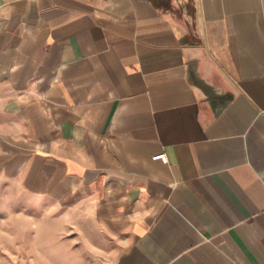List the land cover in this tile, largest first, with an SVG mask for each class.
I'll list each match as a JSON object with an SVG mask.
<instances>
[{"label":"crops","instance_id":"obj_1","mask_svg":"<svg viewBox=\"0 0 264 264\" xmlns=\"http://www.w3.org/2000/svg\"><path fill=\"white\" fill-rule=\"evenodd\" d=\"M0 174L112 264H264V0H0Z\"/></svg>","mask_w":264,"mask_h":264},{"label":"rangeland","instance_id":"obj_2","mask_svg":"<svg viewBox=\"0 0 264 264\" xmlns=\"http://www.w3.org/2000/svg\"><path fill=\"white\" fill-rule=\"evenodd\" d=\"M90 212L30 196L0 174V264H112L116 251Z\"/></svg>","mask_w":264,"mask_h":264}]
</instances>
